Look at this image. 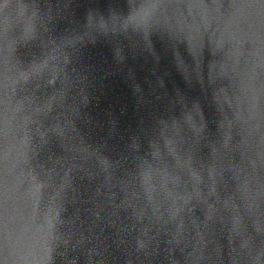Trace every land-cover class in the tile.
Returning a JSON list of instances; mask_svg holds the SVG:
<instances>
[{
    "label": "water",
    "instance_id": "95a60500",
    "mask_svg": "<svg viewBox=\"0 0 264 264\" xmlns=\"http://www.w3.org/2000/svg\"><path fill=\"white\" fill-rule=\"evenodd\" d=\"M0 264H264V0H0Z\"/></svg>",
    "mask_w": 264,
    "mask_h": 264
}]
</instances>
